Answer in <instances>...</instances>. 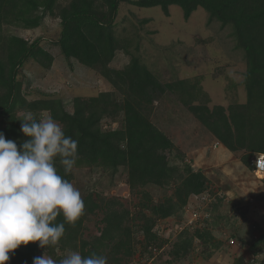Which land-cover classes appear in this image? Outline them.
I'll return each mask as SVG.
<instances>
[{
    "label": "trees",
    "instance_id": "obj_1",
    "mask_svg": "<svg viewBox=\"0 0 264 264\" xmlns=\"http://www.w3.org/2000/svg\"><path fill=\"white\" fill-rule=\"evenodd\" d=\"M123 4L160 7L167 17L171 6H179L186 21L203 9L208 25L216 22L221 30L229 29L235 43L233 51H241L246 64L242 82L246 103L234 102L227 109L217 106L211 110L208 96L202 94V78L195 82H161L141 56L132 52V47L139 52V44L117 34L116 19ZM48 16L61 21L60 35L50 42L49 49L57 48L69 65L76 61L94 70L112 90L95 97H75L68 110L64 100L25 89V66L34 62L51 71L55 56L43 45L42 38L30 41L7 34L5 25L34 30ZM148 22L142 20L143 24ZM121 51L129 61L118 69L112 63ZM167 95L180 99L226 148L242 152L241 162L255 172L257 154L264 153V143L259 145V140H264V0H70L66 5L60 0H0V132L19 148L29 139L21 131L24 114L30 111L39 120L49 113L67 136L78 141L71 173L65 175L59 158L55 161L65 179L73 184L77 171L83 169L91 174L101 170L100 180L108 178L110 182L120 172L127 173L130 193L139 200L132 204L131 200L105 196L95 181L85 186L83 215L75 224H65V233L56 245H21L9 253L8 264H33V259L41 255L59 261L72 251L82 256L95 252L107 257L108 264H131L137 254L141 262H154L161 255L156 258L155 253L167 243L156 231L159 222L183 219L192 196L208 197L213 213L219 210L224 196L218 195L201 170L178 166L176 159L182 152L152 121ZM261 182L264 186V177ZM151 186L168 194L155 199L148 190ZM222 220L228 218L219 214L211 228L196 227L194 232L183 228L169 252L172 259L166 264L186 258L195 239L219 248L222 241L215 238L212 227ZM62 221L61 215L54 223ZM263 243L261 235L250 246L254 256L263 251ZM243 262L241 259L237 264Z\"/></svg>",
    "mask_w": 264,
    "mask_h": 264
},
{
    "label": "rangeland",
    "instance_id": "obj_2",
    "mask_svg": "<svg viewBox=\"0 0 264 264\" xmlns=\"http://www.w3.org/2000/svg\"><path fill=\"white\" fill-rule=\"evenodd\" d=\"M69 1L60 0L63 5ZM144 19L149 22L143 24ZM116 23L118 36H129L134 39L135 45L139 44V52L134 47L131 48L132 52L141 56L161 82H195L197 78H202V94L208 96L211 110L222 105L229 107L234 102L246 103L247 93L242 85L246 71L243 53L233 51L235 43L229 36V29L221 30L220 24L216 22L208 25V16L203 9L193 13L190 20L186 21L179 6H171L170 16L167 17L160 7L139 8L123 4ZM60 32L61 21L51 16L46 17L42 26L34 30L5 25L7 34L30 41L42 38L46 49H49L52 40L58 39ZM49 50L55 56L51 71L44 70L34 62L25 66L26 90L49 95L53 100H64L68 110L72 109L71 100L75 97H95L101 92L112 90L94 70L76 61H71L69 65L57 48ZM128 61L129 57L121 51L112 66L120 69ZM34 96L41 97L37 94ZM199 103L200 100L195 104ZM47 117L49 113H45L44 118ZM152 121L182 152L183 155L176 159L178 166L188 165L194 171L201 170L211 180L218 195L225 199L219 210L213 213L208 197L192 196L183 219L173 217L159 222L156 228L159 238L167 240L164 248L155 253L156 258L161 254L159 258L154 262H141L137 254L131 264H166L172 259L169 252L183 228L188 227L190 232H194L196 227L211 228L209 225L216 221L219 214L228 218L217 227H212L215 238L222 241L220 247L206 245L195 239L189 255L172 264H237L241 259L244 260L243 264H264V249L257 256L249 250L264 235L262 175L247 169L241 162L242 154L234 155L231 161L216 156L217 153L224 155L223 146L215 142L211 131L175 96L164 97ZM263 143L264 140L260 139L259 145ZM101 172L96 170L91 174L87 169L77 171L73 185L79 189L82 197L85 186L94 185L96 181L99 182L98 190L105 196L131 200L132 204L139 201L130 193L127 173L120 172L110 182L108 178L100 180ZM148 190L155 199L168 194L152 186ZM233 234L237 235V239Z\"/></svg>",
    "mask_w": 264,
    "mask_h": 264
},
{
    "label": "clouds",
    "instance_id": "obj_3",
    "mask_svg": "<svg viewBox=\"0 0 264 264\" xmlns=\"http://www.w3.org/2000/svg\"><path fill=\"white\" fill-rule=\"evenodd\" d=\"M28 137L18 148L0 132V264H8L9 253L21 245L39 242L41 248L56 245L83 215L85 204L79 189L62 176L72 172L78 141L65 134L52 117L37 120L29 111L20 120ZM257 169H264V155L257 154ZM63 221L54 223L58 216ZM33 264H108L107 257L93 252L82 256L70 252L59 261L44 255Z\"/></svg>",
    "mask_w": 264,
    "mask_h": 264
},
{
    "label": "crops",
    "instance_id": "obj_4",
    "mask_svg": "<svg viewBox=\"0 0 264 264\" xmlns=\"http://www.w3.org/2000/svg\"><path fill=\"white\" fill-rule=\"evenodd\" d=\"M242 104H245V103H242ZM223 106V105H222ZM224 108H228V106L226 107V106H223ZM227 113H228V111H227ZM215 142H217V143H219V144H221L222 146H223V148H224V155L222 156L220 153H217V155L216 156H218L219 158H223V159H229V161H231L233 158V156L234 155H236V154H242V152L241 153H235V152H232V151H230L228 148H226L218 139H216V141ZM216 143V144H217ZM215 144V145H216ZM263 155H264V153H263ZM253 162H254V159H253ZM264 177V175H262V177L260 178V180L262 179ZM263 195H264V186H263Z\"/></svg>",
    "mask_w": 264,
    "mask_h": 264
},
{
    "label": "built area",
    "instance_id": "obj_5",
    "mask_svg": "<svg viewBox=\"0 0 264 264\" xmlns=\"http://www.w3.org/2000/svg\"><path fill=\"white\" fill-rule=\"evenodd\" d=\"M257 159H256V161H257ZM256 161L254 162L255 163V172L257 174L264 175V169H259V170L257 169Z\"/></svg>",
    "mask_w": 264,
    "mask_h": 264
}]
</instances>
